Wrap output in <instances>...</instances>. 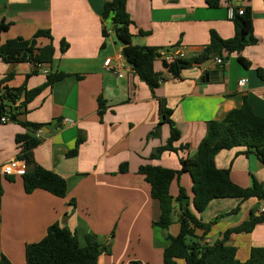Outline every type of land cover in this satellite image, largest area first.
<instances>
[{
  "label": "crops",
  "instance_id": "1",
  "mask_svg": "<svg viewBox=\"0 0 264 264\" xmlns=\"http://www.w3.org/2000/svg\"><path fill=\"white\" fill-rule=\"evenodd\" d=\"M111 1L0 0V24L9 25L1 44L18 38L31 40L38 32H50L51 39L41 38L37 44L38 48L52 44L55 49L52 64L44 68L49 74H68L32 101L29 113L21 118L40 125L41 133L17 123L0 122V168L18 158L17 135L29 133L41 141L34 151L36 163L68 183L66 198H58L43 190L28 195L22 177H1L0 253L12 264H27V245L39 243L54 224L76 233L81 245L86 235H95L101 245L111 247V254L102 255L99 264H163L167 233L153 227L161 216L160 204L139 174L140 167L179 171L181 158L197 154L208 133V123L222 122L245 101L264 119V81L258 75V70H264L263 0L250 3L258 43L223 64L224 81H201L219 57L182 71L178 82L172 80L159 60L156 71L162 72L164 80L155 97L127 62L121 77L105 66L106 60H115L123 51L110 21L104 20V5ZM230 3L210 9L206 0H126L134 23L133 44L155 48L163 55L169 53V58L174 56L172 62L181 58L173 55L177 52L184 59L200 56L212 32L223 40L234 37ZM243 3L241 6L246 7ZM104 30L109 37H104ZM62 47H66L64 53ZM239 57L250 66L241 65ZM33 69L30 63L7 64L0 60V96L8 76L13 78L6 85L19 88ZM242 80L246 84L240 87ZM46 81L47 75L40 72L27 81V88L34 90ZM159 99L167 101L181 134L174 147L184 150L165 152L159 159L150 160L170 138L168 125L162 127L160 138H149L160 122ZM75 149L77 155L68 157ZM245 150L221 151L215 158L217 168L230 170L232 181L242 188L252 187L254 181L264 187L263 165L255 156H246ZM124 165L128 172L120 173ZM192 186L188 174L171 185L175 213L169 233L173 236L180 232L181 210L175 202L180 187L192 201ZM263 205L264 201L256 199L212 201L198 216L206 224L238 208L239 212L214 225L205 242L213 245L222 241L228 231L248 222L252 213L258 217ZM227 244L237 249L238 260L246 262L252 248L264 247V223L250 234H232Z\"/></svg>",
  "mask_w": 264,
  "mask_h": 264
},
{
  "label": "trees",
  "instance_id": "2",
  "mask_svg": "<svg viewBox=\"0 0 264 264\" xmlns=\"http://www.w3.org/2000/svg\"><path fill=\"white\" fill-rule=\"evenodd\" d=\"M235 0H206L210 9H218L223 4ZM254 0H243L246 7L235 5V15L232 19L235 26L234 37L223 40L215 32H212L210 43L205 47L200 56L184 59L178 58L170 63L168 73L179 78L182 71L193 65H201L217 57L224 63L234 54H240L246 48L258 43L254 37L253 16L250 3ZM264 1V0H263ZM243 3V4H244ZM244 8V14L238 11ZM104 20L110 21L112 31L117 40L123 46V56L132 67L135 74L145 83L155 97L160 87L162 72L156 71V65L162 58V53L155 48L139 47L133 44L134 23L126 9V0H112L104 5ZM9 25L0 24V60L7 64L30 63L34 69L25 77L24 84L19 88H10L6 85L13 76L10 75L3 82L0 96V119L8 116L12 123L22 125L32 131L41 130L38 124L21 121L26 116L28 106L39 97L46 89L68 77V74L59 72L48 74L44 85L28 90L27 81L33 76L39 75L41 70L37 67L52 64L55 49L52 44L44 48H38V40L41 38L51 39L50 32L41 31L31 40L22 38L7 41L1 44V36L7 32ZM144 35L143 32H139ZM105 38L109 37L107 30L103 31ZM62 53L66 47L61 48ZM239 62L244 67L250 65L239 57ZM259 77L264 81V70H258ZM160 122L149 138H160L161 129L164 125L170 128V138L167 144L158 148L150 156V160L159 159L165 152L178 153L184 148L176 149L174 146L181 139L180 131L172 120L173 111L168 107L167 101L159 99ZM99 107L104 108L103 100H99ZM102 112V111H101ZM16 143L20 150L18 159L25 161L27 172L23 178L24 190L30 195L37 190H43L58 198H66L68 194L67 181L56 173L39 166L34 158V151L41 141L35 136L26 133L16 137ZM235 148H245L246 156H255L264 167V119L257 116L252 107L244 102L240 109L230 112L222 122L211 121L208 123V133L198 152L194 157L181 158V169L173 171L151 165L140 167L139 174L151 187L152 198L159 202L161 209L160 219L153 222L154 228L166 232L168 246L163 253V264H264V247L252 248L250 257L246 262L237 258V249L227 243L234 233H252L256 227L264 223V215L256 217L254 213L248 222L228 231L222 241L210 245L205 239L211 229L226 216L235 215L239 208L227 215H222L206 224L199 219L202 214L215 200L238 199L243 202L249 200L264 201V187L257 181L250 188H242L232 181L230 170H220L216 166L215 158L221 151ZM78 150L70 152L68 157H75ZM128 167L121 166L120 173H127ZM188 174L192 178V201L187 196L184 188L180 187V194L176 199L181 214L178 222L180 232L177 236L169 233L174 224V198L170 188L175 180H180L182 175ZM2 193L0 191V197ZM111 254V247L101 245L95 235H86L85 244L81 245L76 233L60 224L52 225L47 235L39 243L30 244L26 247L27 264H99L102 255ZM0 264H12L10 260L0 253Z\"/></svg>",
  "mask_w": 264,
  "mask_h": 264
},
{
  "label": "built area",
  "instance_id": "3",
  "mask_svg": "<svg viewBox=\"0 0 264 264\" xmlns=\"http://www.w3.org/2000/svg\"><path fill=\"white\" fill-rule=\"evenodd\" d=\"M235 2L236 1H233V2H231L229 4V17H230V19H233L234 15H235V12H236L235 11V4H234ZM244 11H245V9L241 8L238 11V13L240 15H243ZM170 55H172V53ZM173 55L180 56L181 58L184 56L180 52H177V53H175ZM163 56H166L167 61H168L169 64L172 62L171 60L174 59V56L169 58V53H168V55H163ZM223 64H224L223 60L221 58H217L216 65H223ZM105 66H106V68L109 71H111L114 74H116V75L121 77L122 74H123L124 69L126 68V60H125V58L123 56V53L118 54L117 57L115 58V60H112V59L106 60ZM37 67L41 70V73H43L45 75L49 74V71L46 68H44L43 66L38 65ZM172 80L174 82H178L179 81L178 78H174V77L172 78ZM245 84H246V80H242L239 85H240V87H243ZM0 122L2 124H8V123H11V120H10V118L8 116H5V117L0 119ZM39 133H41V132L39 131ZM26 172H27V164H26V162L16 158V159H13V160L9 161L8 163H6L4 166H2L0 168V179H1V177H5V178L6 177L7 178H11V177H15V176L22 177V176H24L26 174ZM257 215H258V217L264 215V205L259 209Z\"/></svg>",
  "mask_w": 264,
  "mask_h": 264
},
{
  "label": "water",
  "instance_id": "4",
  "mask_svg": "<svg viewBox=\"0 0 264 264\" xmlns=\"http://www.w3.org/2000/svg\"><path fill=\"white\" fill-rule=\"evenodd\" d=\"M242 4V0H237L236 1V6L240 7ZM161 65L162 68L165 71H168L170 68V64L167 61L166 56H163L161 58ZM224 65H213L212 67L207 69V73L205 76L202 78V82H222L224 81ZM54 129H56V126H54Z\"/></svg>",
  "mask_w": 264,
  "mask_h": 264
},
{
  "label": "rangeland",
  "instance_id": "5",
  "mask_svg": "<svg viewBox=\"0 0 264 264\" xmlns=\"http://www.w3.org/2000/svg\"><path fill=\"white\" fill-rule=\"evenodd\" d=\"M112 26V25H111ZM110 25H109V27H111Z\"/></svg>",
  "mask_w": 264,
  "mask_h": 264
}]
</instances>
